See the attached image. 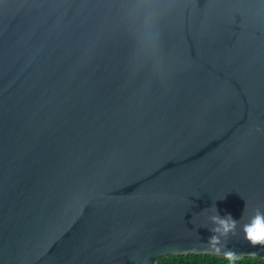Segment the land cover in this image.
Masks as SVG:
<instances>
[{
	"label": "water",
	"instance_id": "obj_1",
	"mask_svg": "<svg viewBox=\"0 0 264 264\" xmlns=\"http://www.w3.org/2000/svg\"><path fill=\"white\" fill-rule=\"evenodd\" d=\"M257 208L264 0H0V264L264 261Z\"/></svg>",
	"mask_w": 264,
	"mask_h": 264
},
{
	"label": "clouds",
	"instance_id": "obj_2",
	"mask_svg": "<svg viewBox=\"0 0 264 264\" xmlns=\"http://www.w3.org/2000/svg\"><path fill=\"white\" fill-rule=\"evenodd\" d=\"M213 222L212 231L217 235H213L211 239V246L216 248V244L219 236L227 234L235 227V220L231 214L221 215L219 210H216V214L211 216ZM243 231L246 234V238L253 245H264V208L255 209L251 215L249 221L243 226ZM219 251L218 248H216ZM229 255H231L229 253ZM254 264H264V261H254Z\"/></svg>",
	"mask_w": 264,
	"mask_h": 264
},
{
	"label": "trees",
	"instance_id": "obj_3",
	"mask_svg": "<svg viewBox=\"0 0 264 264\" xmlns=\"http://www.w3.org/2000/svg\"><path fill=\"white\" fill-rule=\"evenodd\" d=\"M254 261L263 260L248 256L224 258L209 254L188 253L168 255L158 259L155 264H254Z\"/></svg>",
	"mask_w": 264,
	"mask_h": 264
}]
</instances>
